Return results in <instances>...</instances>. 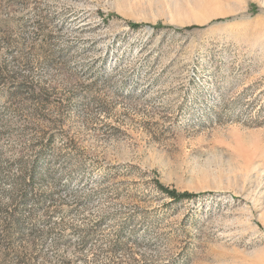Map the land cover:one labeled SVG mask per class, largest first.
Here are the masks:
<instances>
[{
	"label": "rangeland",
	"instance_id": "374dc122",
	"mask_svg": "<svg viewBox=\"0 0 264 264\" xmlns=\"http://www.w3.org/2000/svg\"><path fill=\"white\" fill-rule=\"evenodd\" d=\"M0 264H264V0H0Z\"/></svg>",
	"mask_w": 264,
	"mask_h": 264
},
{
	"label": "trees",
	"instance_id": "16d2710c",
	"mask_svg": "<svg viewBox=\"0 0 264 264\" xmlns=\"http://www.w3.org/2000/svg\"><path fill=\"white\" fill-rule=\"evenodd\" d=\"M131 27L133 29L138 28L137 24H133L131 25ZM159 189L161 190V192H163L164 194H166L167 196H169L171 199L173 200H181V199H185V198H189L191 195L188 193H179L177 192V190L174 189H170L168 187L162 186V185H158Z\"/></svg>",
	"mask_w": 264,
	"mask_h": 264
}]
</instances>
